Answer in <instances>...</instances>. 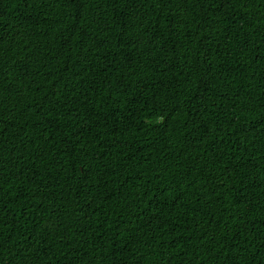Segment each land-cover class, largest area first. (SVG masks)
<instances>
[{
    "label": "trees",
    "instance_id": "1",
    "mask_svg": "<svg viewBox=\"0 0 264 264\" xmlns=\"http://www.w3.org/2000/svg\"><path fill=\"white\" fill-rule=\"evenodd\" d=\"M0 264H264V0H0Z\"/></svg>",
    "mask_w": 264,
    "mask_h": 264
}]
</instances>
